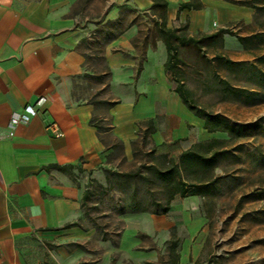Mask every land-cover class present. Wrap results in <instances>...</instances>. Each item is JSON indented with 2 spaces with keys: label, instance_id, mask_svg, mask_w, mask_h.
I'll list each match as a JSON object with an SVG mask.
<instances>
[{
  "label": "crops",
  "instance_id": "0c3cea01",
  "mask_svg": "<svg viewBox=\"0 0 264 264\" xmlns=\"http://www.w3.org/2000/svg\"><path fill=\"white\" fill-rule=\"evenodd\" d=\"M162 1L166 28L186 26L191 37L250 24L256 13L234 0H200L199 10H180L188 0ZM157 13L151 0H0V264L155 261L135 258L127 240L139 230L132 226L119 247L84 227L83 196L90 179L105 182V130L99 133L92 118L103 120L126 152L151 121L155 151L174 160L216 138L172 89L163 41L137 58V17L155 18V25ZM109 28L115 32L102 56L113 103L100 114L94 103L74 99L73 84L88 73L83 44ZM27 106L36 115L11 125V114Z\"/></svg>",
  "mask_w": 264,
  "mask_h": 264
},
{
  "label": "rangeland",
  "instance_id": "374dc122",
  "mask_svg": "<svg viewBox=\"0 0 264 264\" xmlns=\"http://www.w3.org/2000/svg\"><path fill=\"white\" fill-rule=\"evenodd\" d=\"M234 2L255 7L253 21L228 24L234 36L225 35L221 45H200L199 50L177 45L168 72L172 89L180 82L190 91L197 110L218 114L238 131L224 146L212 189L204 196H176L166 215L149 213L159 212L165 203L156 171L173 158H161L150 135L140 136L126 152L104 125L101 138L108 151L104 169L110 172L111 186L107 187L106 180L97 182L103 187L91 183L92 179L87 182L83 226L94 227L99 239L113 247H119L127 226L138 229L127 241L133 245L135 258L155 259L144 264H166L172 254L178 255L179 264H264V0ZM137 19L143 21L136 44L137 58L142 60L147 46L156 52L160 38L155 18ZM114 32L102 29L83 44L88 73L73 84L74 99L94 103L100 114L113 103L102 48ZM238 37L246 38L244 44ZM215 136L229 140L227 133ZM131 200L149 212L120 215L119 210ZM155 217V223L148 219ZM115 259L120 260V254Z\"/></svg>",
  "mask_w": 264,
  "mask_h": 264
},
{
  "label": "trees",
  "instance_id": "16d2710c",
  "mask_svg": "<svg viewBox=\"0 0 264 264\" xmlns=\"http://www.w3.org/2000/svg\"><path fill=\"white\" fill-rule=\"evenodd\" d=\"M152 10L158 11L157 19L155 23V30L163 41L166 47L167 58L164 64L165 71L168 73L172 70L174 65V51L177 45L181 46H192L194 49L199 50L200 45L211 46L221 45L223 37L225 35L234 36V34L228 28L218 29L216 32L211 34H198V36H186V26L168 29L166 28L165 12L167 4L162 0H151ZM230 1V0H229ZM243 5L251 6L249 3H240ZM202 4L200 0H188L187 2L180 5V10H199ZM239 43L244 44L246 38L238 37ZM263 58H258V61ZM230 65H237L231 61L227 62ZM174 91L179 95L180 99L187 106L189 110L194 112L197 116L202 117L205 120V129L208 133H227L229 140L222 139H210L208 141L199 142L193 145L190 149L184 151L179 156L178 160L170 159L163 166L162 170H157L156 175L162 181V187L165 195V203L161 206L159 212H149L146 207L141 206L140 203L129 201L126 206L119 210V214H125L126 211L134 213H145L149 212L155 215H166L170 210V203L176 197L188 198L195 196H204L206 191L212 189L215 186L217 177L215 170L218 167L219 158L222 156L224 146L229 142L234 135H238V131L233 126L229 125L226 120L221 118L218 114H208L203 111L197 110L193 100L190 97V91L180 82H177ZM90 123L97 128L100 133L105 129L103 120H96L92 118ZM154 131L152 122L147 123L143 138L147 135L152 134ZM134 143V142H133ZM161 158L166 159V155H160ZM64 169V168H61ZM66 169V168H65ZM107 187L110 188L111 182L109 180V170L101 168ZM100 187L94 180H91ZM89 196L88 187H86L83 196V205L87 201ZM176 244L173 243L170 246L171 252H174ZM173 257L166 264H179L178 255L172 254Z\"/></svg>",
  "mask_w": 264,
  "mask_h": 264
},
{
  "label": "built area",
  "instance_id": "2783aa9c",
  "mask_svg": "<svg viewBox=\"0 0 264 264\" xmlns=\"http://www.w3.org/2000/svg\"><path fill=\"white\" fill-rule=\"evenodd\" d=\"M35 115L36 111L34 110V108L31 106H27L24 108L23 112H14L11 114L10 124L16 125L19 123H27ZM51 127L54 128L55 125H51Z\"/></svg>",
  "mask_w": 264,
  "mask_h": 264
}]
</instances>
